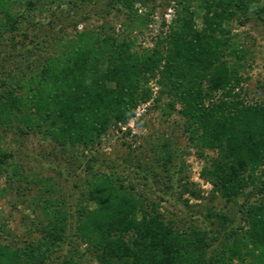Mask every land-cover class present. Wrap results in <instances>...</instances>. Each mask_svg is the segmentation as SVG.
I'll use <instances>...</instances> for the list:
<instances>
[{
  "label": "trees",
  "instance_id": "trees-1",
  "mask_svg": "<svg viewBox=\"0 0 264 264\" xmlns=\"http://www.w3.org/2000/svg\"><path fill=\"white\" fill-rule=\"evenodd\" d=\"M53 1L0 0V176L8 177L11 189L14 179L41 184L30 200L34 219L26 237L6 231L0 217V264H52L65 243L68 253L60 264H264V100L244 99L239 68L246 49L229 28L233 19L244 23L252 9L262 17L264 4L175 0L169 32L141 55L131 50L132 38H119L103 26L83 28L58 38L47 55L39 53V40L24 51L21 45L18 53L26 59V70L18 65L19 74L6 72L5 61H13L6 58V43L16 44L22 19L31 21L35 10ZM105 2L144 25L147 14L138 15L134 5L156 0ZM78 21L69 23L75 27ZM156 75L160 88L155 99L165 96L167 113L179 106L188 140L199 152H212L201 176L226 202L245 198L240 208L245 226L222 234L220 253H209L217 239L210 230L193 224L180 229L142 189L115 172L91 173L81 201L70 211L61 197L52 196L51 178L30 180L14 153L1 145L7 133H39L63 150L96 147L111 125L126 123L136 106L151 97L147 82ZM161 159L167 172L172 161L168 150ZM182 191L199 196L188 183ZM214 215L223 227L226 214ZM34 231L36 236L30 234Z\"/></svg>",
  "mask_w": 264,
  "mask_h": 264
},
{
  "label": "rangeland",
  "instance_id": "rangeland-1",
  "mask_svg": "<svg viewBox=\"0 0 264 264\" xmlns=\"http://www.w3.org/2000/svg\"><path fill=\"white\" fill-rule=\"evenodd\" d=\"M80 3V0H55L50 7L35 10L31 21L22 19L20 29L14 36L17 43L13 46L6 43V58L10 56L13 61L7 58L5 71L12 70L19 74L18 65L26 70V59H22L23 56L20 57L18 53L21 45L24 51L26 46L31 47L33 42L39 40L42 45L39 53L47 55L55 50L53 45L58 38L72 36L75 31L83 28L98 29L103 26L104 31L119 38H132L134 44L131 50L141 55L144 49L154 46L157 38L169 32L175 18V0H156L154 5L135 3L134 10L138 15L144 18L147 14L144 25L135 24L126 11L111 8L105 0ZM259 4H264V0H259ZM263 18L264 15L260 17L256 9H252L244 23H239L237 19L229 23L230 35L246 49L239 68L246 102L264 100V87L261 86L264 82ZM72 19L79 20L77 26L69 23ZM199 22L197 19V24ZM157 79L158 75L148 80L147 86L152 95L136 106L134 116L126 123L111 125L100 137L96 147L85 149L79 146L63 150L50 138L39 133L23 136L7 133L1 145L14 153V161L22 166L30 180L34 176L39 179L51 178L50 184L54 189L52 196L61 197L65 208L70 211L81 201V191L85 189L84 180L91 173L115 172L127 184L142 189L147 200L154 202V208L164 214L165 218L173 220L180 229L193 224L210 230L217 239L209 253H220L219 238L222 234L228 233L231 228L245 226L240 210L245 198L241 196L236 202H226L213 191L210 182L201 176L205 158L212 152H199L188 140L183 127L184 118L178 112L179 106L176 105L175 109L167 113L165 96L155 99L160 88ZM137 119L141 120L138 124ZM165 150H168L172 160L167 166V172L161 164ZM151 172H155L156 177ZM143 175L146 177L143 178ZM8 182L7 176H0V217L5 230L13 232L20 239L28 235L29 227H33L31 221L34 212L30 200L33 195L40 193L41 184L34 181L17 182L14 179L11 189L7 186ZM184 183L197 190L199 196L194 197L182 191ZM19 184L23 186L22 191L17 190ZM215 212L226 214L227 220L223 227L214 215ZM68 231L70 225L67 226ZM30 234L37 235L35 231ZM82 247L84 245H79V248ZM68 248L65 243L51 263L60 264ZM243 264L248 263L244 261Z\"/></svg>",
  "mask_w": 264,
  "mask_h": 264
}]
</instances>
